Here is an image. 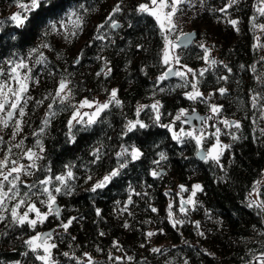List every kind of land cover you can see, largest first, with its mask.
I'll return each mask as SVG.
<instances>
[{"label":"trees","instance_id":"16d2710c","mask_svg":"<svg viewBox=\"0 0 264 264\" xmlns=\"http://www.w3.org/2000/svg\"><path fill=\"white\" fill-rule=\"evenodd\" d=\"M147 1L59 0L62 7L45 19H66L65 13L70 10L79 12L84 19L82 31L66 41L63 29L59 35L52 32L43 36V25L37 27L29 22L24 28H17L10 19L14 14L12 9L21 11L16 0H0V67L5 71L11 67L5 63L7 59L29 60L32 62L30 75L39 80L38 84L29 82V96L33 99L26 107L23 131L15 140L10 138L11 127L0 132L4 138V143H0L2 156L8 147L23 140L22 148H12L11 158L27 164L26 158L21 159L23 151L28 148L38 151L34 145L39 138L44 159L38 163L51 168L50 173L37 171L34 175L22 176L20 195L7 201V207L10 210L19 199H24L26 203L18 212L27 211L28 203L33 202L42 213L46 212V204L40 203L46 197L37 199L32 194L36 190L29 186L47 175L53 177L48 187L59 186L54 177L66 172V165L72 166L76 177L69 181L71 195L53 192L61 209L59 218L50 215L33 229L27 225H12L10 211L5 212L7 218L0 221V264H42L35 259L39 252L34 254L25 241L37 231L52 227H55L52 242L57 244L52 250L56 264H76L75 259L63 255L65 252L80 257L81 264L87 261L84 253L90 254L93 264H185V261L188 264H246L256 260L253 257L264 259L261 256L264 253V213L258 214L260 209L247 206L249 201H264V132L261 131L264 118L261 108H253L251 100L256 93L264 98V29L259 27L264 25V15L257 12L259 0H239L226 12L219 9L225 7L228 0H204L203 4L193 0L192 6H182V10H196L189 23L196 30L197 38L187 48H179L180 58L196 71L198 88L211 94L209 99L204 95L206 103L188 100L185 93L192 89L176 87L183 83L179 77L156 83L166 71V65L161 62L164 40L155 19L136 11L140 3ZM118 3L123 10L113 14V19L119 27L112 28L105 22ZM80 5L88 11L84 12ZM232 19L238 21L235 27L229 23ZM101 24L104 27L98 29ZM69 26L71 30L72 25ZM98 36L104 38L97 39ZM204 42L208 43L205 46L209 52L215 54L209 60L217 63L206 67L208 71L200 77L199 69L206 61L202 59L204 49L199 45ZM42 44L49 47H40ZM33 48L43 53L46 65L36 64L39 53L30 54ZM78 57L80 62L75 63ZM225 76L227 80L219 79ZM61 78L71 81V105L84 98H108L112 89L117 90L121 105H111L102 112L100 122L88 131L76 125L69 133L68 120L73 109L61 110L56 98L52 109L56 115L40 134ZM188 79L192 81L193 75ZM219 88H226V94L220 95ZM37 100L43 103L36 104ZM156 101L162 105L159 123H154L155 113L149 107L137 114L139 106ZM212 103L222 105L221 116L240 122L239 129L232 127L227 134L226 142L230 147L224 150L219 163L200 160L195 139L183 135L178 142L172 138V130L160 126L176 124L180 119L175 117L181 109H197L209 114ZM259 103L264 105V99ZM136 120L148 127L127 131L128 122ZM34 132L38 135H32ZM122 147L129 152L137 148L142 155L135 161L129 157L120 176L105 188L90 192L97 181L118 166L116 153ZM96 148L102 149L103 158L93 164L92 152ZM161 153L166 159H160ZM153 171L161 175L153 176ZM192 181L200 182L202 190L198 192L196 206L182 213L177 190ZM25 192L29 195L24 196ZM170 203L173 219L184 221L175 228L168 217ZM153 207L156 212L151 211ZM29 213L30 218H34L35 213ZM72 217L76 219L67 231L58 227ZM149 231L155 235L147 237ZM200 232L204 235H199ZM114 241L118 242V248L113 246ZM152 248H160L162 252L153 253ZM109 254L113 258H125L109 260ZM129 256L133 260L126 259Z\"/></svg>","mask_w":264,"mask_h":264},{"label":"snow or ice","instance_id":"6c2138e0","mask_svg":"<svg viewBox=\"0 0 264 264\" xmlns=\"http://www.w3.org/2000/svg\"><path fill=\"white\" fill-rule=\"evenodd\" d=\"M193 0H148L147 3H140L136 8V11L141 14H146L155 19L157 25L159 26V30L163 36L164 40V49H163V56L161 58V62L163 65H170L171 63L180 64L181 58L178 54L175 53V49L177 48H187L191 43V34L190 33H180L174 39H170L169 35L177 28V24L174 22L173 18L176 16L177 12L181 10L182 5H189L192 6ZM239 0H228V3L225 7L220 8V12H226L227 8L237 4ZM200 3L203 4L204 0H200ZM17 7L21 10L13 14L10 19L14 22L17 28H24L26 24L29 22L33 23L35 26L39 27L43 25L41 34L43 36H47L52 32L56 34H61L60 29H63V38L66 41H70L72 38L76 37L80 31H82L84 19L83 16L79 14V12L75 10H70L69 12L65 13V18H61L59 21L45 19L48 14L54 13L56 9L62 7V4L59 0H16ZM260 6L257 7V12L261 15H264V0H259ZM80 8L87 12L88 9L84 8L83 5H80ZM123 9L121 5L118 3L114 6L112 13L109 14L105 23H109L112 28L119 27L118 23L113 19V14L121 12ZM255 19V17H253ZM231 25L234 27L238 24V21L232 19L229 21ZM57 24H59L60 28H57ZM71 24L72 29L69 30L67 25ZM104 25L101 24L98 26L99 28H103ZM261 29H264V25H259ZM238 30V29H237ZM168 34H165V33ZM97 39H103V36L96 37ZM40 47H49L48 44H42ZM199 47L204 49V55L202 57L203 60L209 61V49L204 45L200 44ZM31 53H39V49L33 48L30 51ZM79 57L75 61V63H79ZM6 64L10 65L5 71L3 67H0V113H6L5 116L0 117V128H10L12 138L14 139L17 135H19L23 131V124H24V117L27 115L26 107L30 100L33 98L28 94L30 88V81L32 83H39V80L34 76L30 75L32 72V68L23 60H13L7 59L5 61ZM217 62L215 60H210L209 66L215 65ZM36 64H45L46 65V58L43 56V53H39L38 58L36 59ZM183 68H187V72L181 71L180 69H174L172 67H168L166 71H164L158 78L156 83L158 84L160 81L167 80L170 77H179L183 81L182 84H178L176 87H191L192 91L186 92L185 96L188 100L197 101L200 100L201 102L206 103V99L204 98V94L199 91L198 83L199 80L196 79V73L193 69L188 68L187 65H182ZM227 68V65H225ZM21 69H25L26 71L21 72ZM231 72V69H227ZM255 71V69H252ZM109 71H111L109 69ZM208 71L207 68L201 69L199 72V76L203 77L205 72ZM193 74V80L190 81L188 79V74ZM100 75V73H97ZM107 75V73H105ZM219 79L227 80V77H220ZM15 82V86H12V82ZM195 81V82H193ZM71 81L67 80L66 78H61L58 82V86L55 91V96L53 97V103L48 105L49 111L46 113L45 118L42 122V127L39 129V133L42 134L45 132V129L50 125L51 118H54L56 115L55 111H52L53 104L57 103V99L59 98L58 102L61 106V110H66L67 107H71L73 109L72 115L68 120V128L69 133H71V129L76 125H81V130L88 131L93 124H96L99 121L100 114L108 109L111 105L120 106L121 101L117 98V90L112 89L110 92V98L108 101L104 103H100L98 101H88L84 99L80 101L79 105H71L70 98L72 96V89L69 88V84ZM161 92L164 91L163 88L160 89ZM220 95H225L227 92L226 88H219L217 89ZM211 95V94H209ZM49 96H52L49 93ZM260 99H264L260 97L259 93L254 94L251 97L252 100V107L261 108V117L264 118V105H260ZM43 100H37L36 104H42ZM92 108L95 106V110L89 115L88 119H84V114L80 112V108L83 107ZM149 107L155 113L154 123H159L160 121V111L159 109L162 107L159 101L151 105H141L137 109V114L143 108ZM222 105H210V111L213 114H218L221 111ZM188 116V112L186 109H181L179 114L175 117V119L179 120L181 117ZM13 117H17L13 121ZM195 118L197 120L206 122L211 117H200L195 115V109H193V116L188 117L185 120L186 123H190L191 119ZM10 122L12 124L10 125ZM75 122V123H74ZM222 123L226 127H235L237 129L240 128L239 121H228L227 119L223 120ZM161 127L169 128L171 131V125H160ZM139 128H147L148 125L144 124L142 121H129L126 125L127 131H132L133 129ZM264 132V129L261 130ZM183 132V130H182ZM220 129H216V135L218 134ZM126 134V133H125ZM32 135L37 136L36 132L32 133ZM183 135L187 137H191L195 139L197 145H201L204 136L201 135H194L193 132L183 133ZM172 138L177 140L178 142L181 141V135L172 132ZM71 139L74 140L75 137L71 136ZM233 139H237V137L233 136ZM0 143H4L3 136H0ZM23 140L15 145L8 147L7 153L4 155L3 159H0V221H4L7 217L5 215L6 211H10L11 215V222L12 225H27L30 228H36L37 224H43L50 215H54L57 218L60 216V208L56 204V196L53 194L61 193L64 195H71V187L69 181L76 179L74 173L71 170L70 165H66L65 168L67 169L66 172L60 175H56L54 180L58 182L59 186H55L54 188L48 187V185L52 184L53 177L51 175H47L45 179L38 180L32 185L29 186L30 189H35L36 191L32 194L40 198V196H45L46 199L40 200V203L46 204L47 211L41 212L39 208H37L36 203H28L27 211L23 213L18 212V209L21 205H24L26 201L24 199H19L18 203L14 204L11 209L9 210L7 207V201L15 200L20 195V184L24 183L22 180V176H31L34 175L37 171H45L50 173L51 168H45L43 165H40L38 161L43 160L44 156L42 155L44 148L41 139L37 138L34 147L38 149L35 151L33 148H28L23 151V155L21 159L26 158L29 163H21L16 159L11 158L12 148L20 149L22 148ZM230 145H222L219 143L217 139V143L213 144L210 149L207 150L203 155H201V159L207 161L209 159L219 163V158L223 154L224 149L229 148ZM94 159L91 163L95 164L99 162L103 158V152L101 148H96L92 152ZM142 153L137 148H132L129 152L128 148L122 147L120 152L116 153L118 158V166L113 169L111 172L106 174L102 180L97 181L91 189L90 192L95 193L98 189L105 188L114 178L121 175V170L124 169L127 165L128 158L132 161L138 160ZM160 159H166L163 153L160 154ZM123 162H120V161ZM155 163L159 164V161H155ZM153 176H160L161 173L153 171ZM91 179V176L88 177ZM259 183V182H258ZM181 191H187L183 185L180 186ZM202 190L199 184L193 185L192 194L188 198L187 201L181 200V205L179 211L182 213H187L188 208L185 205H192L193 207L196 206V201L193 197L196 194V191ZM29 193L25 192L24 196H28ZM167 195V193H166ZM129 203H131V199H129ZM248 207H256L260 209V213H264V201H249ZM171 203L169 204V212L168 217L172 226L175 228L177 225L184 223L183 220H174L173 219V212L171 211ZM126 210V209H125ZM97 215H100V210L97 209ZM152 212H156V208H151ZM29 212L35 213V218L29 217ZM76 217L70 218L66 223L61 222L58 227L63 228L65 231L69 228V226L73 223ZM11 226V225H10ZM124 227L127 228L128 224L125 223ZM197 227H199V222H197ZM100 235H104V233H100ZM155 235L154 232L149 231L146 233L147 237H152ZM199 235L203 236L204 233L200 232ZM53 233L52 232H45V233H37L36 235L30 237L28 240L25 241V244L28 245L30 250L36 254L38 249L43 250V254H36L35 259L42 262V264H56L55 259L53 258L52 250L57 248V244L52 241ZM73 239H75L73 237ZM39 241V242H38ZM114 247H119L118 242H113ZM143 247V245H141ZM98 251H102V249H98ZM151 251L153 253H161L162 249L160 248H152ZM65 257H69L70 259H75L76 264H81V258L76 257L75 254H70L68 252L63 253ZM87 257V261L85 264H93V259L88 253L83 254ZM261 256H264V253H261ZM125 257H115L113 258L111 254H109L108 259L112 260H122ZM254 259L258 260L260 264H264V259L260 257H253ZM129 261L133 260V257H126ZM185 264H188L185 261Z\"/></svg>","mask_w":264,"mask_h":264},{"label":"rangeland","instance_id":"374dc122","mask_svg":"<svg viewBox=\"0 0 264 264\" xmlns=\"http://www.w3.org/2000/svg\"><path fill=\"white\" fill-rule=\"evenodd\" d=\"M182 6H181V10L178 11L177 14H176V16L173 18L174 22L177 24V28L173 32H171L170 34H168L167 32L165 33V34H168L169 35V38L170 39H174L177 35H179L182 32L186 33L188 31L194 30V27L189 23V20L191 19L192 16L195 15L196 10H194L193 8L182 10ZM15 11H16L15 9H12V12L14 14L16 13ZM67 27H68V29L71 28V26H69V24L67 25ZM62 33H63V31H62ZM203 44L205 45V44H208V43L204 42ZM175 53L180 56L179 48L175 49ZM208 55H209V59H210L212 56L214 57L215 54H213L212 52H209ZM25 62L29 65V67L32 66V62L31 61L27 60ZM209 63H210V60L209 61H206L205 64L199 69V72H200L201 69H205L206 67H208L209 66ZM182 65H186V64H183L182 62L180 64H175L173 62L170 65H166V70H167L168 67H172V68L180 69L181 71L187 72V68H183ZM188 68H191V67L188 66ZM20 71L21 72H24L26 70L25 69H21ZM194 72H196V71H194ZM192 75H193L192 73H189L188 74V76H192ZM12 86L13 87L15 86V82L14 81L12 82ZM199 91L202 92V90H200V89H199ZM203 94L208 99L209 98H212V96L209 95V93H203ZM27 95H29V92H28ZM109 98L110 97L107 98V97H102V96H95V97H92V98H84V99H87L88 101H98L100 103H104V102L108 101ZM84 99H82V100H84ZM79 103H80V101L76 105H79ZM212 104H215V103H212ZM215 105H217V104H215ZM94 110H95V106H93L92 108H88L86 106L83 107V108H80V112L82 114H84V119L85 120L88 119L89 115ZM195 110H197V109H195ZM192 111L193 110H187L188 113L189 112H192ZM5 115H6V113H0V117H3ZM207 117H211V119H208L206 122H203L202 121L200 128H198L196 124L193 125V126H189L185 122V117H181L180 120L178 122H176V124H173L172 125L171 130H172V132H176V133L180 134L181 135V138L183 136V133H187V132H193L194 135H201V134H203L204 139H203L201 145H198V147L199 148H201V147L205 148L206 152H207L208 149H210L212 147L213 144H216L217 143V139L219 140V143L220 144H222V145H228L227 142H226V136H227V134H229L231 132L232 127H226L222 123V121L225 120V119H227L228 121H231V120L229 118H226V117L221 116L220 115V112L218 114H213L210 111ZM16 118L17 117H13V121ZM217 128L220 129V132L218 134V137L216 135H214L216 133V129ZM182 130H183V132H182ZM3 131H4V128H0V132L2 133ZM10 138H12V135H11ZM12 140H15V138L14 139L12 138ZM2 152H3V150H1V148H0V159L3 158V156H2L3 153ZM196 184H199L200 186H202L200 182L192 181L189 184H184L183 185L184 188L187 189V191H181L180 188L177 190V194H178L177 197H178V202H179V209H180V205H181V200H184V201H187L188 200V198L192 194L193 185H196ZM198 192L199 191H196V194L193 197V199L196 201V203L198 201L197 200ZM185 206L188 208V210L193 207L192 205H185ZM30 214L31 213H29V217H30ZM34 218H35V216H34ZM37 226H38V224H37ZM42 231H43V229L37 231L35 233V235L37 233H42ZM50 242H52V241H50ZM37 251L39 252V254H43V250L42 249H38Z\"/></svg>","mask_w":264,"mask_h":264},{"label":"water","instance_id":"95a60500","mask_svg":"<svg viewBox=\"0 0 264 264\" xmlns=\"http://www.w3.org/2000/svg\"><path fill=\"white\" fill-rule=\"evenodd\" d=\"M118 24H119V23H118ZM186 33H190V34H191V40H192V43H191L190 45H192V44L194 43V41L196 40V38H197V32H196V30H192V31H188V32H186ZM190 45H189V46H190ZM174 69H176V68H174ZM170 78H173V77H170ZM195 115H198V116H200V117H207V116H208L207 113H206V114H205V113H202V112H200L199 110H195ZM192 116H193V111L188 113V116L185 117V120L188 119V117H192ZM201 123H202V121L197 120V119H195V118H192V119H191V122H190V123H187V124L190 125V126H193V125L196 124L197 127L200 128ZM205 152H206V150H205V148H203V147H201V148H199V149L197 150V156H198V158H199L200 160H202V161H203V159H201V155H203ZM163 171H164V170H162V172H163ZM56 204H57V206L59 207V205H58L57 202H56ZM60 214H61V210H60ZM54 231H55V227H52V228H49V229H45V230H43L42 233H45V232H52V233H54ZM246 264H260V262H259L258 260H253V261H250V262H248V263H246Z\"/></svg>","mask_w":264,"mask_h":264}]
</instances>
